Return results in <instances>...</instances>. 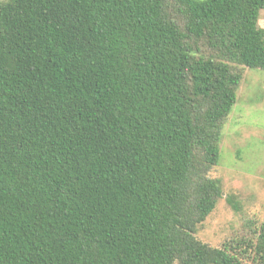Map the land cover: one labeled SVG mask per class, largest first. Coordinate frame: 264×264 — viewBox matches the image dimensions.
<instances>
[{"label": "trees", "instance_id": "obj_1", "mask_svg": "<svg viewBox=\"0 0 264 264\" xmlns=\"http://www.w3.org/2000/svg\"><path fill=\"white\" fill-rule=\"evenodd\" d=\"M262 10L0 2V264H264V224L239 251L196 236Z\"/></svg>", "mask_w": 264, "mask_h": 264}, {"label": "rangeland", "instance_id": "obj_2", "mask_svg": "<svg viewBox=\"0 0 264 264\" xmlns=\"http://www.w3.org/2000/svg\"><path fill=\"white\" fill-rule=\"evenodd\" d=\"M258 25L264 28V10ZM211 176L221 181L223 196L196 236L212 247L227 245L242 250L264 224L262 70L245 69L237 103L222 133L219 164ZM243 262L255 264L253 256Z\"/></svg>", "mask_w": 264, "mask_h": 264}]
</instances>
